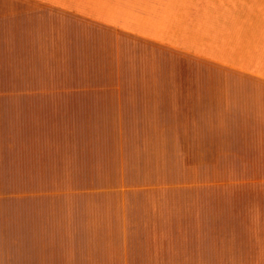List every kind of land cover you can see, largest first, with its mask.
<instances>
[{"label": "crops", "instance_id": "1", "mask_svg": "<svg viewBox=\"0 0 264 264\" xmlns=\"http://www.w3.org/2000/svg\"><path fill=\"white\" fill-rule=\"evenodd\" d=\"M261 23L264 0H0V264H264V173L170 174L176 150L264 167Z\"/></svg>", "mask_w": 264, "mask_h": 264}, {"label": "rangeland", "instance_id": "2", "mask_svg": "<svg viewBox=\"0 0 264 264\" xmlns=\"http://www.w3.org/2000/svg\"><path fill=\"white\" fill-rule=\"evenodd\" d=\"M264 24V23H261ZM260 25V24H259ZM259 28V27H258ZM258 34L256 35V44L263 45L264 38L262 34L264 32V28L260 27L257 29ZM226 76V74H225ZM243 120V119H241ZM249 122L247 119L246 123ZM245 123V124H246ZM200 173L207 177L209 183L215 182V180L211 181L210 179H225L226 176L229 174H253V173H264V167L260 166H226V165H197V166H190L185 165L182 159V151L176 150L175 155V164L170 169V174L174 175L175 177V188L182 190L184 189L185 184H189V182H184V177L190 174ZM216 179V180H217ZM226 183L219 184L221 187Z\"/></svg>", "mask_w": 264, "mask_h": 264}]
</instances>
